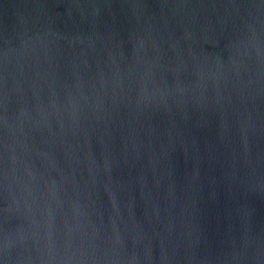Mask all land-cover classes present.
I'll use <instances>...</instances> for the list:
<instances>
[{
	"label": "water",
	"instance_id": "1",
	"mask_svg": "<svg viewBox=\"0 0 264 264\" xmlns=\"http://www.w3.org/2000/svg\"><path fill=\"white\" fill-rule=\"evenodd\" d=\"M0 264H264V0H0Z\"/></svg>",
	"mask_w": 264,
	"mask_h": 264
}]
</instances>
